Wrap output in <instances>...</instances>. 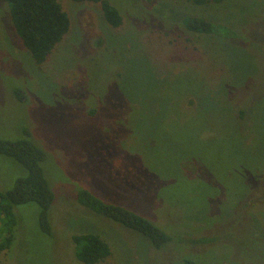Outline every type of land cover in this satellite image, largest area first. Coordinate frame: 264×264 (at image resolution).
<instances>
[{
  "label": "rangeland",
  "instance_id": "374dc122",
  "mask_svg": "<svg viewBox=\"0 0 264 264\" xmlns=\"http://www.w3.org/2000/svg\"><path fill=\"white\" fill-rule=\"evenodd\" d=\"M109 1L119 27L97 3L59 0L70 29L42 65L0 1V137L45 150L55 194L51 234L39 229L34 202L14 207L15 238L0 264H83L72 235L87 231L111 246L98 264H180L184 256L264 264V240L250 249L231 236L264 233V206L247 199L264 200V0ZM186 14L210 16L240 38L189 31L179 21ZM26 174L0 154V191ZM81 187L175 237L219 240L155 249L80 205Z\"/></svg>",
  "mask_w": 264,
  "mask_h": 264
},
{
  "label": "trees",
  "instance_id": "16d2710c",
  "mask_svg": "<svg viewBox=\"0 0 264 264\" xmlns=\"http://www.w3.org/2000/svg\"><path fill=\"white\" fill-rule=\"evenodd\" d=\"M4 1L8 2L10 6L11 20L16 33L35 63L42 65L48 59L56 44L68 33L71 24L69 15L63 9L59 0ZM71 1L97 3L109 25L119 27L122 24L123 18L119 9L109 0ZM188 1L194 4H206L209 2L220 3L223 0ZM179 21L187 30L192 32L207 35H222L226 39H232L233 42L238 41L240 38L237 29H232L226 24L217 22L210 16L186 14L181 16ZM246 111L244 112V109L240 110V114H246ZM242 131L240 135L244 136ZM0 154L12 158L27 170V174L18 178L11 189L0 191V250H4L12 245L15 238L17 215L14 212V207L17 205L34 202L38 207L39 229L43 233L51 234L50 210L55 199V194L43 167L47 154L33 140L30 138L9 140L0 137ZM248 195L257 196L253 190ZM76 199L80 205L93 213L106 217L125 228L145 236L150 241L149 243L144 239L145 244L150 247L153 246L155 249L163 247L165 244L171 242L172 239L201 243L219 240V238L207 237L196 240L175 237L144 215L118 203L107 201L87 188H79ZM247 199H251V204L256 203L259 207L264 206V200H253L249 196ZM245 204H248V202H245ZM256 234L251 227L250 233L244 232L231 236L233 237L235 246L251 249L258 241L264 240V233L263 235ZM226 236H230V233ZM72 242L74 244L75 257L83 264H98L112 253L110 244L100 234L92 231L73 234ZM180 264L198 263L196 258L184 256Z\"/></svg>",
  "mask_w": 264,
  "mask_h": 264
}]
</instances>
